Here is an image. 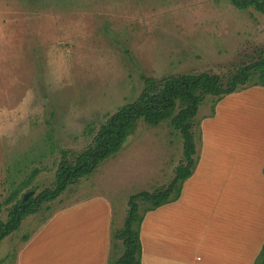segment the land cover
Masks as SVG:
<instances>
[{
  "label": "rangeland",
  "instance_id": "obj_1",
  "mask_svg": "<svg viewBox=\"0 0 264 264\" xmlns=\"http://www.w3.org/2000/svg\"><path fill=\"white\" fill-rule=\"evenodd\" d=\"M263 47L264 14L229 0H0V202L12 180L35 168L40 172L24 193L51 186L61 151L88 145L91 128L134 100L146 77L227 75ZM211 107L209 97L197 118ZM182 146L168 121H140L117 155L3 240L0 264H17L45 225L94 196L108 201L111 229H120L131 195L174 177ZM10 207L0 208V220ZM153 231L146 245L155 257Z\"/></svg>",
  "mask_w": 264,
  "mask_h": 264
},
{
  "label": "crops",
  "instance_id": "obj_2",
  "mask_svg": "<svg viewBox=\"0 0 264 264\" xmlns=\"http://www.w3.org/2000/svg\"><path fill=\"white\" fill-rule=\"evenodd\" d=\"M202 134L181 197L145 216L143 264H254L262 249L264 87L226 96L202 121ZM97 197L58 214L23 246L17 264H108L111 206ZM153 229L155 257L146 245Z\"/></svg>",
  "mask_w": 264,
  "mask_h": 264
},
{
  "label": "trees",
  "instance_id": "obj_3",
  "mask_svg": "<svg viewBox=\"0 0 264 264\" xmlns=\"http://www.w3.org/2000/svg\"><path fill=\"white\" fill-rule=\"evenodd\" d=\"M229 1L239 9L252 7L264 14V0ZM255 56L253 61L227 75L205 71L165 77L161 81L146 77L134 100L121 105L97 131L91 128L93 137L88 145L79 151H61L62 160L51 186L41 191L38 185L34 186L31 194L23 196L24 190L38 176L39 168L20 181L12 180L9 194L0 202V208L11 205L6 220H0V246L29 215L40 212L71 184L91 176L105 161L117 155L140 121L150 126L168 121L183 141V157L175 168L174 177L165 185L131 195L124 225L111 229L108 264H143L141 229L145 216L181 197L185 181L194 174L201 158L202 121L215 116L217 105L226 96L252 86L264 87V47L257 50ZM209 97L212 98L211 113L199 120V109ZM254 264H264V244Z\"/></svg>",
  "mask_w": 264,
  "mask_h": 264
},
{
  "label": "water",
  "instance_id": "obj_4",
  "mask_svg": "<svg viewBox=\"0 0 264 264\" xmlns=\"http://www.w3.org/2000/svg\"><path fill=\"white\" fill-rule=\"evenodd\" d=\"M33 191H29L27 193H25V195H23L25 198L27 197V195L31 194Z\"/></svg>",
  "mask_w": 264,
  "mask_h": 264
}]
</instances>
